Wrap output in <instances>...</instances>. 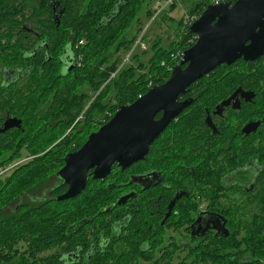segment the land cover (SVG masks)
Segmentation results:
<instances>
[{"label":"trees","instance_id":"obj_1","mask_svg":"<svg viewBox=\"0 0 264 264\" xmlns=\"http://www.w3.org/2000/svg\"><path fill=\"white\" fill-rule=\"evenodd\" d=\"M38 1L0 0V25L12 26L18 20V25L22 26L30 19L34 26H48L51 50L59 46L70 49L75 54V69L68 71L53 60L42 66L31 64L28 76L18 87L19 115L24 117L25 128L20 134L30 138L32 134L43 136L47 130L50 137L38 144L13 146L10 156L0 159V166L14 161L23 155V149L33 156L16 166L8 176L0 177V264H62L59 252L42 256L39 253L61 250L65 241L66 249L71 250L72 241L77 237L75 231L83 224V218L93 216L96 222L109 213L102 210L116 203L125 191L122 183L128 180V172L115 169L103 180L89 177L79 195L58 200V196L67 191V185L57 175L65 156L80 148L89 134L109 121L119 107L165 82L182 52L197 40V35L190 33L186 24L179 41H172L168 47L154 42V55L147 64L122 65L121 52L128 51L136 38V35L128 38L127 30L137 16L138 0H66V13L60 25L53 21L51 10L40 16L36 6V10L32 8ZM40 1L45 5V0ZM215 1L194 0L189 14L198 18L206 6ZM134 57L139 60L138 55H132ZM146 68L144 73H135ZM259 72L264 75V70ZM221 73L222 67H217L199 79L193 88L218 89ZM205 99L203 94L199 95L195 105L206 104ZM47 116L51 122L45 130ZM39 126L41 129L35 131ZM150 154L154 155L155 150ZM51 176L59 180L48 198L33 202L19 200L12 206L17 198L40 188ZM112 183L116 186H111ZM249 200L244 195L242 202L228 204L227 232L213 239L216 246L200 245L193 249L192 252H201L191 264H264V192L259 193V207L252 209V199ZM22 243L25 250L19 251ZM132 249L138 252L130 258L133 264L143 252L139 246Z\"/></svg>","mask_w":264,"mask_h":264},{"label":"flooded vegetation","instance_id":"obj_2","mask_svg":"<svg viewBox=\"0 0 264 264\" xmlns=\"http://www.w3.org/2000/svg\"><path fill=\"white\" fill-rule=\"evenodd\" d=\"M65 1L45 0L42 6L39 0L32 8L36 6L40 16L51 12L60 25ZM226 1L233 4L236 0ZM18 22L0 25V129L8 121L15 123L0 131V145L8 146L38 144L50 137L46 130L50 116L45 117L43 136L20 134L25 128L24 117L19 115L18 87L31 64L42 66L53 60L68 71L75 69V54L70 49L51 50L48 26H34L30 19L27 25ZM218 67L223 70L219 88H193L197 80L180 94V102L191 103L159 134L144 159L126 168L113 165L112 172H128V180L122 183L125 191L117 202L103 208L109 213L96 222L93 216L83 218L73 248L66 249L65 241L61 250H47L46 255L59 252L62 264H132V254L138 253L132 247L139 246L143 254H155L157 264H191L201 252L193 249L216 246L213 239L227 232L229 203L238 204L247 195L252 209L259 207V193L264 192V75L259 72L264 70V53L255 60L241 57ZM202 94L206 104L195 105ZM162 116L160 111L157 118ZM93 171L89 170L88 179H94ZM138 176H144L142 183ZM125 195L131 196L119 204ZM143 254L138 259L150 261ZM175 256L181 257L177 263H173Z\"/></svg>","mask_w":264,"mask_h":264},{"label":"water","instance_id":"obj_3","mask_svg":"<svg viewBox=\"0 0 264 264\" xmlns=\"http://www.w3.org/2000/svg\"><path fill=\"white\" fill-rule=\"evenodd\" d=\"M56 20L59 24L60 18ZM188 31L196 34L197 40L183 52L169 78L132 103L119 107L109 121L89 135L80 149L65 156V164L57 175L68 188L58 200L79 195L87 186L90 169H94V179H104L115 163L126 168L144 159L159 134L191 103L180 102L178 97L194 82L223 63L241 57L248 60L260 57L264 53V0L209 3ZM160 111L163 116L159 119ZM12 121L0 131L15 126ZM143 178L137 177L140 183ZM130 196H123L119 204Z\"/></svg>","mask_w":264,"mask_h":264},{"label":"rangeland","instance_id":"obj_4","mask_svg":"<svg viewBox=\"0 0 264 264\" xmlns=\"http://www.w3.org/2000/svg\"><path fill=\"white\" fill-rule=\"evenodd\" d=\"M138 1L139 4L136 7V11L138 8L137 16L133 21V23L131 24V27L127 30L128 38H131L134 35H136V38L131 48H129L128 51L121 52L122 62L126 61L127 62L126 64L133 62V65H137L139 62H143L146 64L148 63V60L154 55V47H153L154 42L159 41V44H161V46L168 47L172 41H179L181 39L182 31L184 30V27L187 24L188 17L191 16L189 14L188 9L194 0H173L169 5H167L162 9H160L159 0H138ZM217 1H226V0H217ZM141 33H143V41L145 42L146 46L144 48L138 46L132 52L130 56V60L127 61L126 59L129 53L131 52V49L137 37H139ZM132 55H138L139 60L135 58L136 56L132 58ZM147 70L148 68L141 69V70H137L135 73L139 75L140 73H144ZM95 126L97 127L98 124ZM101 126H99V128ZM96 130H93L92 132ZM10 151H13V146L0 145V159H2L3 157L10 156L11 153ZM30 157L31 156L28 155L25 149H23V155L20 156L19 158H16L14 161L9 162V164H13V163L18 164L19 161H21V163H24L28 161ZM58 180L59 179L56 176L49 177L47 182L43 184L40 188L36 190H31L23 198H19V199L17 198V200L12 203V206L15 207L19 200L21 202L22 201L33 202L48 198L51 188L58 182ZM7 210L9 209L7 208ZM168 233H176L177 235H180L181 230L178 231L170 230ZM19 249H20L19 251H24L25 245L23 243L20 244ZM32 251L33 250L30 249V252ZM46 252L47 250L41 251V253H39V256L44 255ZM22 253L23 252H21L20 254ZM26 254L28 255V257L30 256V254L28 253V248L26 250ZM140 255L142 254H139V256ZM139 256L137 257V259L139 258ZM144 256L146 258H149L150 261L148 259H142V258L136 261L137 260L136 259L135 260L136 264H157L155 259L156 257L155 254L144 255ZM179 260H181V257L178 258L175 256L173 263H177ZM135 261L133 264H135Z\"/></svg>","mask_w":264,"mask_h":264},{"label":"built area","instance_id":"obj_5","mask_svg":"<svg viewBox=\"0 0 264 264\" xmlns=\"http://www.w3.org/2000/svg\"><path fill=\"white\" fill-rule=\"evenodd\" d=\"M172 1H173V0H159V2H160V9L166 7V6L169 5ZM216 2H220V1H216ZM216 2H214V3H216ZM196 19H197V18H196L195 16H189V17H188V20H187V24L190 26V25H191ZM81 43H82V41H81ZM138 46H141V47H143V48L146 46L145 42L143 41V33H141L140 36L137 37V39H136V41H135V43H134V45H133V47H132V49H131V52L129 53V55H128L127 59H126L127 61L130 60V56H131L132 52H133ZM182 56H183V52H182L180 58H182ZM125 63H127V62L124 61L123 64H125ZM123 64H122V65H123ZM172 69H173V68H172ZM172 69H171V70H172ZM114 75H115V73H113L112 76H114ZM7 164H8V165H7ZM7 164H4V165H1V166H0V177L8 176V175L10 174V172L16 167V164H17V163H13V164H9V163H7Z\"/></svg>","mask_w":264,"mask_h":264}]
</instances>
